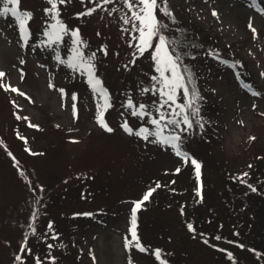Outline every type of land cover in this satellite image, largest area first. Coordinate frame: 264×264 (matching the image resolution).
<instances>
[{
	"label": "rangeland",
	"instance_id": "1",
	"mask_svg": "<svg viewBox=\"0 0 264 264\" xmlns=\"http://www.w3.org/2000/svg\"><path fill=\"white\" fill-rule=\"evenodd\" d=\"M120 2L115 0L117 4ZM84 3L87 0H73L64 14L71 23L83 26L84 36L94 47L104 42L109 44L111 54L100 57L98 74L113 93V107L105 113L113 132L106 131L95 120L97 98L86 79L55 61L51 48L45 51L35 44L41 38L46 18L42 8L47 6L46 0H22L23 8L35 11L29 22L32 37L27 47L20 42L15 19L0 16V68L5 70L0 80L16 84L32 98L29 100L0 87V140L7 145H0V264H11L21 228L36 195L31 188L39 184L44 188L37 231L49 235L44 229L52 219L61 234L56 242L63 241L52 249L57 257L55 264H127L128 256L137 264H160L152 254L155 247L164 250L171 264H233L220 250L222 248L240 257L235 264L251 262V253L238 245L211 242L220 245L213 248L187 228V223L192 221L191 214L204 205L193 191L195 175L190 161L184 163L170 146L165 148L150 142L152 138L144 141L120 128L123 93L126 87L145 79V73L150 70L149 61H140L131 72L124 70L121 65L127 62V46L117 24L118 13L108 15L98 10L90 17H73L71 13L81 10ZM169 6L178 22L187 27L197 24L201 34L210 35L215 49L241 62L237 65L242 78L236 63H225L209 55L200 78L199 73L196 74L202 104L210 108L209 114H201L203 128L197 126L185 135L188 136L187 149L203 162L206 193L208 189L222 192L224 199L231 198L240 207H250L258 201L253 197L263 196V193L253 192L243 183L249 177L239 173L254 168L257 157L264 158V75H261L264 72V13L259 11L264 0L258 3L253 0H169ZM250 17L257 29L255 37L248 27ZM97 31L101 35H97ZM65 47L62 45L61 49L66 58ZM117 50L119 56L115 55ZM21 60L25 62L21 64ZM246 83L251 87H246ZM60 88L65 89V93H61ZM253 89L260 95L254 94ZM72 93L77 94L75 101ZM13 100L22 107L16 108ZM16 112L26 115L31 124L17 119ZM129 120L134 126L137 124L136 118L129 116ZM69 136L79 139L69 140ZM8 151L28 167L33 177L31 185L20 175ZM177 166H180L179 172L171 171ZM165 168L169 171L165 172ZM234 176L237 178L233 179ZM155 179L161 184L150 201L145 202L147 207L138 213L139 234L152 251L146 253L134 247L129 251L123 240L128 232L131 199L138 198ZM173 180L174 183H170ZM259 185L264 191V181ZM243 186L249 195L242 192ZM172 188L177 191L173 192ZM239 191L242 193L238 194ZM181 205L187 212H180ZM72 212H92L93 215L73 216ZM238 248L241 252L236 253ZM38 250L47 254L43 242ZM215 250L226 260L217 257ZM183 251H189L191 256L179 258L178 253Z\"/></svg>",
	"mask_w": 264,
	"mask_h": 264
},
{
	"label": "snow or ice",
	"instance_id": "2",
	"mask_svg": "<svg viewBox=\"0 0 264 264\" xmlns=\"http://www.w3.org/2000/svg\"><path fill=\"white\" fill-rule=\"evenodd\" d=\"M73 0H46L45 7L42 8L46 18L43 21L41 38L35 41L40 48L47 51L52 49L55 55L53 59L68 66L73 72H79L87 81L93 94L97 98V111L95 120L98 124L108 132H113V127L109 124L105 117V113L113 107V93L106 86L105 79L98 74V64L100 57H107L110 53V47L107 42L101 43L98 47L91 44L90 39H87L82 31V25L79 23H71L68 17L64 14L66 6L72 3ZM259 0H253V3H258ZM90 5V6H89ZM99 12H107L108 15L118 13V27L121 31L123 43L127 46L126 57L127 62L121 67L124 70L131 72L134 66L140 61L147 59L149 61V71L145 73V79L138 81L136 84L126 87L123 93V102L120 106V114L122 122L120 128L129 135H135L142 138L144 141H151L165 148L171 147L174 152L183 158L184 163L190 161L193 165V172L196 178V185L193 189L199 201L204 199V181L202 179V161L198 159L190 150L187 149L186 141L193 128H203L204 119L202 113L203 97L198 89L196 77L193 68L184 63L185 57L178 50L175 37L168 34V30L176 22L177 17L169 6V0H121L119 4L115 0H87V3L81 5V10H76L71 13L73 17L85 18ZM261 13H264V6L259 8ZM213 14H216V9H212ZM158 13H162L164 19ZM0 16H11L15 19L20 42L22 46L27 47L32 37V29L29 22L34 18L35 11L30 8L22 7V0H0ZM171 21L169 23L168 21ZM248 27L252 30L253 37L257 35V29L252 23V18H249ZM177 31H179L177 29ZM97 35H101L97 31ZM66 46L64 51L67 52L65 58L62 54L61 46ZM32 51H36L33 47ZM215 55L214 52H209ZM115 55L119 56L120 51L117 50ZM190 56H195V52H190ZM25 61L21 60L23 64ZM227 63V61H225ZM236 63H241L236 61ZM44 65H42L43 67ZM60 65L57 64V67ZM23 73L24 69H20ZM143 71V70H142ZM264 75V72L261 73ZM5 76V70L0 68V77ZM23 78V76H21ZM51 87H55L50 83ZM246 87L251 85L245 84ZM0 87L4 90H12L26 96L31 100V96L27 92L22 91L16 84L0 80ZM61 93H65V89L60 88ZM254 94L260 95L253 89ZM77 94L72 93L73 101L76 100ZM16 108H21L22 105L12 101ZM255 107V104H253ZM73 112L76 108L73 104ZM126 113L128 115H126ZM17 119H24L29 124L31 121L26 115L16 112ZM129 116L137 119V124L134 126L130 123ZM242 122V121H241ZM33 127L39 128V124H33ZM20 135L19 132L16 133ZM26 140V137H21ZM69 140H78L79 137L69 136ZM0 145H4V141L0 140ZM27 147V145H25ZM7 147V145H4ZM32 152L31 148H27ZM14 163L17 164L20 175L25 181L29 182L28 174L23 168L19 167V162L15 155L8 151L7 153ZM251 167V162H249ZM165 172L169 169L165 168ZM173 172H179L180 166L171 169ZM77 175H80L77 173ZM87 175V173H84ZM240 176H249V172H241ZM237 177H233L236 179ZM67 179V177H65ZM170 183H174L170 181ZM243 183L248 184L250 189L255 192L257 188L253 184H249L248 180ZM161 181L155 179L154 184L147 186L138 198H132V207L130 209L128 232L124 234L123 244L126 249L131 251L134 247L142 252H150L151 247L146 245L139 234V211L146 208L145 202L150 201L155 189L158 188ZM37 188L40 191H37ZM43 184L32 187L31 191L36 193L30 213L21 228V236L17 244V248L11 258V264H55L57 257L52 254V249L63 241L56 242V238L61 234L54 227V220L49 219L44 231L49 235H41L37 231V221L41 216L40 202L43 195ZM173 192L177 189L172 188ZM103 211V209H97ZM183 205L180 207V212L184 213ZM71 215H87L92 216V212L77 213L72 212ZM187 228L192 233H197V228L194 222L189 221ZM201 239L205 243L211 244L213 248H220L219 244H212L208 239V234L200 233ZM170 239V238H169ZM217 239H221L217 236ZM223 239H227L223 237ZM43 242L47 254H43L38 250V245ZM10 244V241H5ZM239 247L244 248L245 245L239 241H235ZM233 261L236 262L234 253L228 248L220 249ZM253 251L259 256L260 252L256 249ZM154 257L160 264H171V261L165 258V252L161 247H155L152 252ZM89 255H92L91 251ZM93 260L95 257L93 256ZM127 264H137V262L128 256Z\"/></svg>",
	"mask_w": 264,
	"mask_h": 264
},
{
	"label": "trees",
	"instance_id": "3",
	"mask_svg": "<svg viewBox=\"0 0 264 264\" xmlns=\"http://www.w3.org/2000/svg\"><path fill=\"white\" fill-rule=\"evenodd\" d=\"M159 14V13H158ZM161 19H164L163 14ZM171 23V21H168ZM177 29L179 31H177ZM168 34L175 37L176 45L178 50L185 57L184 63L190 65L196 77L197 72L199 73V78L201 76V70L206 66L209 52H214L215 55H212L216 58H221L222 60L236 63L234 58L226 56L222 52L215 49L213 45V40L208 34H201V29L197 24H191L189 27L181 24L176 20V22L169 28ZM190 52H195V56H190ZM237 65V63H236ZM238 68V65H237ZM240 70V69H238ZM240 72V71H239ZM196 78V83H197ZM202 115L209 114V109L205 104H201ZM20 168H23L29 176V180L33 179L28 167L23 164L22 160L18 159ZM255 167L251 168L248 172L250 175L248 180L249 184H253L257 188V193H263L261 195L256 194L254 199H258L256 203L250 205V207H240L239 203H233L231 198L224 199V194L222 192L214 191L208 189L204 190V203L202 209H197L196 213L191 214L190 219L194 222V225L197 228V233H206L208 234V239L211 242H226L238 245L235 241H239L244 244L245 247L243 251H248L251 253L253 260L247 264H264V191L260 189L259 183L264 181V158L260 156L254 160ZM203 179V177H202ZM194 187L196 185V178L194 176ZM204 181V180H203ZM32 182V181H31ZM233 191L234 187H232ZM243 193L245 192L243 186ZM239 191L238 194L242 193ZM237 194V195H238ZM245 195H249L245 192ZM185 212H187L185 210ZM187 218V217H186ZM196 233V234H197ZM217 236H220L221 239H217ZM226 237L227 239H223ZM253 249H256L260 252L258 256ZM241 252V249H237L236 253ZM179 258H182L184 255H190L189 251L179 252ZM215 255L222 256L217 253L215 250ZM236 258H240L238 255L234 254ZM258 259L256 261L255 257ZM176 259L177 261H180ZM223 260H226L225 258ZM174 261V260H173Z\"/></svg>",
	"mask_w": 264,
	"mask_h": 264
}]
</instances>
